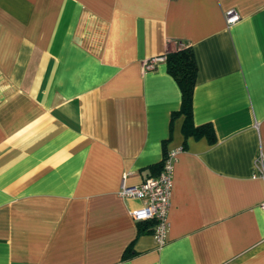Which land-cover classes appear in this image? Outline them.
I'll use <instances>...</instances> for the list:
<instances>
[{"label":"crops","instance_id":"obj_1","mask_svg":"<svg viewBox=\"0 0 264 264\" xmlns=\"http://www.w3.org/2000/svg\"><path fill=\"white\" fill-rule=\"evenodd\" d=\"M177 41L213 142L165 60L144 69ZM170 151L158 245L118 191ZM260 152L264 0H0V264H264Z\"/></svg>","mask_w":264,"mask_h":264},{"label":"built area","instance_id":"obj_2","mask_svg":"<svg viewBox=\"0 0 264 264\" xmlns=\"http://www.w3.org/2000/svg\"><path fill=\"white\" fill-rule=\"evenodd\" d=\"M226 19L227 22L233 23L239 19V15L231 9L226 13ZM162 59H164L162 56L149 58L144 62V69H153L155 63ZM174 155V151L164 154L158 174L147 176L138 184L122 182L118 191L123 197L136 198L141 201V205L133 209L131 215L134 220L153 223L152 234L158 245L165 242ZM253 168L254 176L264 178V155L261 152L255 158Z\"/></svg>","mask_w":264,"mask_h":264},{"label":"trees","instance_id":"obj_3","mask_svg":"<svg viewBox=\"0 0 264 264\" xmlns=\"http://www.w3.org/2000/svg\"><path fill=\"white\" fill-rule=\"evenodd\" d=\"M164 60L167 72L175 79L180 89L181 104L177 113L184 114V134L196 137L206 135L208 140L213 142L215 134L210 125L194 126L192 122V94L197 71L192 47L182 41L169 42Z\"/></svg>","mask_w":264,"mask_h":264},{"label":"clouds","instance_id":"obj_4","mask_svg":"<svg viewBox=\"0 0 264 264\" xmlns=\"http://www.w3.org/2000/svg\"><path fill=\"white\" fill-rule=\"evenodd\" d=\"M142 215V217H143V214H141Z\"/></svg>","mask_w":264,"mask_h":264}]
</instances>
